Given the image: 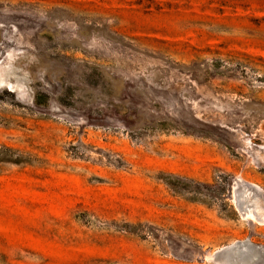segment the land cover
<instances>
[{
	"label": "rangeland",
	"instance_id": "obj_1",
	"mask_svg": "<svg viewBox=\"0 0 264 264\" xmlns=\"http://www.w3.org/2000/svg\"><path fill=\"white\" fill-rule=\"evenodd\" d=\"M260 214L264 0H0V264H234Z\"/></svg>",
	"mask_w": 264,
	"mask_h": 264
},
{
	"label": "water",
	"instance_id": "obj_2",
	"mask_svg": "<svg viewBox=\"0 0 264 264\" xmlns=\"http://www.w3.org/2000/svg\"><path fill=\"white\" fill-rule=\"evenodd\" d=\"M251 245L249 241H244L223 247L214 253V261L252 264L261 258L264 248Z\"/></svg>",
	"mask_w": 264,
	"mask_h": 264
},
{
	"label": "bare ground",
	"instance_id": "obj_3",
	"mask_svg": "<svg viewBox=\"0 0 264 264\" xmlns=\"http://www.w3.org/2000/svg\"><path fill=\"white\" fill-rule=\"evenodd\" d=\"M250 188H252V187H250ZM250 188H248V189H250ZM251 190V189H250ZM254 205V204H253ZM256 206V205H255ZM258 219L259 220H263L264 221V214H260L259 215V217H258ZM225 247V246H224ZM218 251V250H217ZM211 258L213 259V261H214V258H213V256H211Z\"/></svg>",
	"mask_w": 264,
	"mask_h": 264
}]
</instances>
